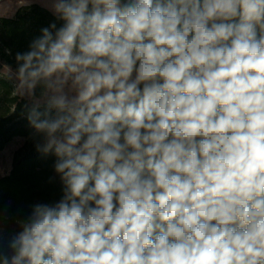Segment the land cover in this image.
<instances>
[{"label":"clouds","instance_id":"9594fccd","mask_svg":"<svg viewBox=\"0 0 264 264\" xmlns=\"http://www.w3.org/2000/svg\"><path fill=\"white\" fill-rule=\"evenodd\" d=\"M44 6L8 67L62 196L0 264H264V0Z\"/></svg>","mask_w":264,"mask_h":264},{"label":"trees","instance_id":"16d2710c","mask_svg":"<svg viewBox=\"0 0 264 264\" xmlns=\"http://www.w3.org/2000/svg\"><path fill=\"white\" fill-rule=\"evenodd\" d=\"M54 19L37 4L19 6L9 17L0 16V70L10 65L14 72L15 54L27 51L31 41L41 35V28ZM28 102L0 76V149L15 137L23 139L14 150L9 172L0 176V242L5 250L20 231L17 221L25 219L34 204L54 203L62 196V182L53 167L55 157L37 150L39 140L22 114Z\"/></svg>","mask_w":264,"mask_h":264},{"label":"rangeland","instance_id":"374dc122","mask_svg":"<svg viewBox=\"0 0 264 264\" xmlns=\"http://www.w3.org/2000/svg\"><path fill=\"white\" fill-rule=\"evenodd\" d=\"M28 4H37L46 8L44 6L45 0H0V16H12L19 6ZM0 76L10 82V84L13 86L14 93L16 94V81L14 78H12V73L10 70L6 67H2L0 70ZM24 98L29 101L27 97ZM22 141V138L15 137L5 147L0 149V176L9 172L14 150L22 143Z\"/></svg>","mask_w":264,"mask_h":264}]
</instances>
